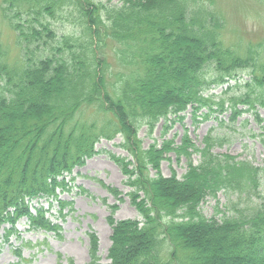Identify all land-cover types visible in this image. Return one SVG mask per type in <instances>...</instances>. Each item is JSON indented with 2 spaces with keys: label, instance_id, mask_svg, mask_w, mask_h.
Masks as SVG:
<instances>
[{
  "label": "trees",
  "instance_id": "16d2710c",
  "mask_svg": "<svg viewBox=\"0 0 264 264\" xmlns=\"http://www.w3.org/2000/svg\"><path fill=\"white\" fill-rule=\"evenodd\" d=\"M0 16L18 47L14 57L0 40L4 241L18 237L23 217L32 229L58 231L47 210L30 201L53 198L61 212L72 210V202L58 200V189L71 190L59 177L98 153L100 139L120 135L131 160L109 156L142 220H116L118 206L110 205V261H100L90 232V264H264V202L241 203L262 186L263 167L215 153L221 140L210 134L202 147L184 135L178 146L165 139L143 148L138 137L141 127L151 135L159 121L181 120L188 108L205 119L215 111L236 118L254 110L260 121L264 42L231 44L224 17L207 0H3ZM68 16L71 33L60 29ZM110 48L114 61L104 53ZM224 85V95H206ZM170 152L187 159L181 179L160 173ZM106 188L123 200L119 189ZM221 190L239 195L234 213L207 218L200 205Z\"/></svg>",
  "mask_w": 264,
  "mask_h": 264
},
{
  "label": "rangeland",
  "instance_id": "374dc122",
  "mask_svg": "<svg viewBox=\"0 0 264 264\" xmlns=\"http://www.w3.org/2000/svg\"><path fill=\"white\" fill-rule=\"evenodd\" d=\"M2 1L0 0V6ZM95 1L107 2V0ZM207 1L212 3L224 17L226 22L224 36L231 44L236 45L239 42L242 46L240 47L246 49L249 42H264L263 1ZM67 20L65 25L60 24V29L71 33L73 25L69 16ZM0 27V40L4 47H8L14 57L17 56L18 47L14 43V31L8 23L3 22L1 16ZM104 53H108L110 58L112 55L111 59L114 61L112 48L105 49ZM225 88L224 85L209 89L206 95L222 96ZM239 108L247 109L244 106ZM257 111L260 121L254 110L245 111L236 118L231 117L230 110L215 111L205 119L200 115L201 111L194 117L191 108H188L182 113L184 118L181 120L159 121L151 135L146 126L141 127L138 137L142 139L143 148H148L153 143L160 146L165 139H173L174 144L178 146L183 141L184 135H188L196 146L202 147L204 138L208 134L218 136L221 144L213 148L215 153L231 154L237 156L238 160H249L255 166L264 169V107H257ZM121 141L120 135L112 140L102 138L95 145V149L99 151L97 154L87 158L83 166H76L71 173L66 172L63 175L71 190L58 189V200L72 202L71 211L67 206L61 212L60 204L55 199L40 198L30 201L32 207L43 206L47 210L46 217L57 224L59 229L58 231L32 229L26 218L20 219L17 224L19 238L12 236L7 243L0 239V264H68L70 259L75 264H90L88 234L91 231L98 237V256L102 262L108 263L112 234L111 225L107 221L110 214L109 206L112 204L118 206L115 219H142L127 195L131 187L125 183L126 176L109 156L116 154L131 160L130 153L118 146ZM167 157L160 164V173L165 177L175 173L181 179L188 169L186 157H178L175 152H170ZM199 158V154L192 155L195 164L198 163ZM151 172L154 176L155 171ZM107 185L118 188L122 192L123 200L117 199L110 193L106 188ZM238 200L237 193L221 190L217 197H208L201 203L200 210L207 218L214 217L220 220L234 213L232 203ZM250 202H264V179L257 193L250 198L242 196V205ZM20 247L21 256L16 252Z\"/></svg>",
  "mask_w": 264,
  "mask_h": 264
}]
</instances>
